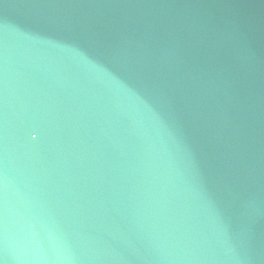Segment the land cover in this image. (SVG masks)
<instances>
[{"label":"water","instance_id":"95a60500","mask_svg":"<svg viewBox=\"0 0 264 264\" xmlns=\"http://www.w3.org/2000/svg\"><path fill=\"white\" fill-rule=\"evenodd\" d=\"M0 264H264V0H0Z\"/></svg>","mask_w":264,"mask_h":264}]
</instances>
